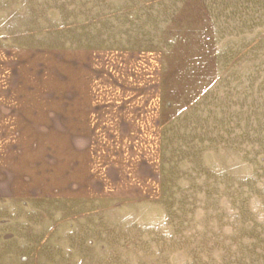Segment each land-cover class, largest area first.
I'll return each mask as SVG.
<instances>
[{
  "label": "rangeland",
  "instance_id": "1",
  "mask_svg": "<svg viewBox=\"0 0 264 264\" xmlns=\"http://www.w3.org/2000/svg\"><path fill=\"white\" fill-rule=\"evenodd\" d=\"M95 94L163 125L50 124ZM1 103L0 264H264V0H0ZM66 157L102 197H66Z\"/></svg>",
  "mask_w": 264,
  "mask_h": 264
},
{
  "label": "crops",
  "instance_id": "2",
  "mask_svg": "<svg viewBox=\"0 0 264 264\" xmlns=\"http://www.w3.org/2000/svg\"><path fill=\"white\" fill-rule=\"evenodd\" d=\"M93 66L96 61L91 60ZM96 72L94 70L92 73ZM97 74V73H95ZM94 76V74H93ZM85 98V97H84ZM80 98L79 101L65 103L62 109L54 110L49 116L50 124L61 125L66 128H119L124 126H162L161 115L163 113L160 104L156 103H128V102H104L99 101L100 95ZM87 100V101H86ZM24 105L19 103L0 104V127L9 128L23 126L26 123ZM33 121L35 116L32 114ZM40 117V114L36 116ZM78 131L71 129V132ZM7 137V135H5ZM1 137V136H0ZM12 139H14L12 137ZM7 142V140H4ZM15 147L0 142V197H19L23 193V187L19 190V167L2 166V158L8 151ZM9 157V156H8ZM74 158V157H73ZM65 192L69 198L102 197V191L97 182L92 186L86 185V167L80 158H68L65 160ZM12 181V182H9ZM10 184V185H9ZM108 192H110L108 190ZM93 193V194H90Z\"/></svg>",
  "mask_w": 264,
  "mask_h": 264
}]
</instances>
